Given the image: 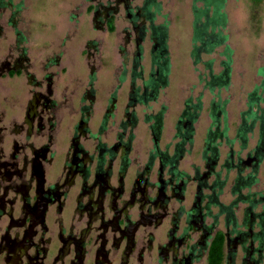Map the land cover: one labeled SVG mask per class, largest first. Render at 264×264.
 <instances>
[{"label": "flooded vegetation", "instance_id": "obj_1", "mask_svg": "<svg viewBox=\"0 0 264 264\" xmlns=\"http://www.w3.org/2000/svg\"><path fill=\"white\" fill-rule=\"evenodd\" d=\"M133 1L95 7L107 31L123 7L134 48L99 94L104 61L72 86L76 66L29 55L18 4L0 0V264H208L218 248L221 264H264V77L236 123L226 101L209 104L197 157L201 96L162 140V24L156 0Z\"/></svg>", "mask_w": 264, "mask_h": 264}, {"label": "rangeland", "instance_id": "obj_2", "mask_svg": "<svg viewBox=\"0 0 264 264\" xmlns=\"http://www.w3.org/2000/svg\"><path fill=\"white\" fill-rule=\"evenodd\" d=\"M116 0H14L18 4L17 24L26 39L29 55H63L65 61L76 66L77 72L72 77L76 82L72 86H85L88 67L98 60L96 65L104 61V67L96 73V89L99 94L104 89L103 80L116 79L120 76V69L131 66L133 44L129 40L131 32L122 6L119 13H113L114 32L106 30V21L95 17L97 3L114 4ZM160 3L161 11L156 17V23L167 24V52L170 62L168 87L162 91L159 103H166L168 115L162 140L167 138L173 129L178 109L187 98L196 102L201 96L204 111L198 123L199 129L195 138L193 156L197 157L205 137L208 121L209 104L226 101L228 119L231 123L239 120V113L246 109L248 95L255 86L262 82L260 69L264 68V0L257 13L253 14L250 0H226L225 13L227 26L225 34L228 36V46L233 51L230 83L227 89L208 92L205 88L209 80V71L205 63L213 61L212 72H221L219 48L211 55L202 56L200 63L194 65L190 56L192 34V0H156ZM143 0H134L132 6H141ZM111 17V16H110ZM4 22V21H3ZM149 41L145 42L144 64L149 68ZM127 52V53H126ZM127 54V55H126ZM86 57H90L85 64ZM101 66V65H100ZM109 71V72H108ZM69 77L68 80H70ZM200 77L202 78L200 80ZM112 84V82H110ZM112 84V85H113ZM263 96V95H262ZM125 92L121 93L118 105H124ZM100 99V98H99ZM96 104V110L102 104ZM264 107V102L260 103ZM95 110V111H96ZM98 112V111H97ZM235 127V125H234ZM138 140H144L145 127L141 124L136 131ZM264 178V176H263Z\"/></svg>", "mask_w": 264, "mask_h": 264}, {"label": "trees", "instance_id": "obj_3", "mask_svg": "<svg viewBox=\"0 0 264 264\" xmlns=\"http://www.w3.org/2000/svg\"><path fill=\"white\" fill-rule=\"evenodd\" d=\"M263 0H250L253 14L257 13ZM226 0H192V34H191V52L190 56L193 59V64L200 63L202 56L211 55L219 48H223L220 56L223 58L220 61L221 72L217 75L212 72L213 61L205 63L209 71V80L206 82V89L210 92L227 89L230 83L231 65L233 59V51L228 46V36L225 34L227 26V15L225 13ZM161 11L159 2H156V14ZM162 47L165 51V79L166 83L170 74V62L167 52L168 26L162 24ZM113 19L109 20L108 31L112 32ZM261 76L264 77V68L260 69ZM202 78L200 77V80ZM251 97V96H250ZM198 106L201 105L200 99H197ZM222 253L221 249L211 250L208 255V264H221Z\"/></svg>", "mask_w": 264, "mask_h": 264}]
</instances>
